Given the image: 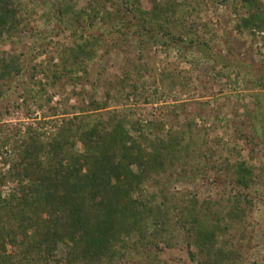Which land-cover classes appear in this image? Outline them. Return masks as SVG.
I'll use <instances>...</instances> for the list:
<instances>
[{
	"label": "trees",
	"instance_id": "1",
	"mask_svg": "<svg viewBox=\"0 0 264 264\" xmlns=\"http://www.w3.org/2000/svg\"><path fill=\"white\" fill-rule=\"evenodd\" d=\"M206 1L234 8L237 33H264L260 0H237V6ZM196 2L91 0L77 11L73 0H59L43 17L69 23L71 44L47 41L40 54L47 62L32 67L23 54L13 53L15 46L0 55V96L5 84L27 76L42 98L65 80L89 78L90 63L130 38L139 48L134 64L126 56L122 76L108 81L106 102L90 97L80 116L54 124L50 135L32 126L15 135L12 166L0 177V187L7 181L16 186L7 198L0 192V264H177L169 258L176 251L191 264H263L251 263L248 256L256 246L251 215L264 203V167L230 159L214 162L212 143L195 120L186 117L165 130L170 107L160 108L153 122L109 110V101L123 95L152 103L145 93L158 83L168 89L189 87L191 76L178 65L157 66L153 45L176 48L184 60L192 50L205 57L216 54L218 36L206 19L208 7ZM38 18L24 0H0V39L36 33ZM158 92L157 101L165 96ZM50 113L56 116L57 110ZM256 137L245 134L240 140L257 145ZM177 172L211 181L215 194L170 192L163 181ZM144 185L159 190V203Z\"/></svg>",
	"mask_w": 264,
	"mask_h": 264
},
{
	"label": "rangeland",
	"instance_id": "2",
	"mask_svg": "<svg viewBox=\"0 0 264 264\" xmlns=\"http://www.w3.org/2000/svg\"><path fill=\"white\" fill-rule=\"evenodd\" d=\"M58 1L24 0L30 10L39 12V18L35 22L37 32H23L15 40L0 39V55L6 50L12 51L11 47L15 46L16 52L13 53L23 54L26 65L32 67L47 62L46 55H40L47 41L71 44L69 23L63 25L57 18H51L54 15L50 18L43 17L53 12L51 8L54 9ZM73 1L79 11L91 0ZM196 1L195 6L208 7L206 19L213 23L218 36L216 54L211 58L205 57L199 50H192L184 60L176 48L165 51L160 44L153 45L152 57L157 66L162 68L166 63L178 65L181 70L190 74L192 82L189 87L168 89L158 83L145 93L146 97L151 96L152 103L147 104L143 98L138 99L134 94L129 99L123 95L120 101H109V110L137 113L144 122H153L160 108L170 107L171 113L164 116L165 130H170L177 120H184L186 117L195 120L212 143L214 162L222 163L230 159L232 162L246 161L253 166L264 167V33H258L255 37L237 33V17L233 7L221 4L213 7L206 0ZM227 1L233 6L238 5L237 0ZM260 1L264 4V0ZM107 7L111 10L112 4L108 2ZM98 25L103 27L100 23ZM126 56L129 57L127 62L130 65L139 56L138 41L134 37L122 47L111 51L103 60L97 59L90 63L89 78H83L77 83L65 80L56 89H47L48 94L42 98L37 96L39 88L30 84L27 76L5 84L3 95L0 96V177L7 176L12 166L13 139L18 132L24 134L27 127L32 126L50 135L55 130L54 124L61 125L64 118L80 116V109L88 107L90 97L106 102L107 83L115 76H122ZM56 61L58 62L57 59ZM38 80L45 82L42 75L38 76ZM94 85L96 86L93 87ZM157 88L159 96L160 93H165L159 101L154 96ZM131 92L129 88L126 94L129 96ZM49 97H52L50 102ZM183 105L189 106L188 111L180 110L176 113L173 110L174 107ZM50 109L57 110L56 116L50 113ZM175 128L178 129L177 126ZM245 134L256 135L255 143L258 146L254 143L247 145L244 140H240ZM218 141L222 143L218 145ZM233 148L237 151L234 152ZM77 149L81 150V145ZM174 175V178L163 181L170 192L192 191L203 197L216 192L209 180L192 178L191 175H182L180 172ZM15 187L14 182L7 181L0 187L2 197H9ZM144 189L147 195L155 194L158 197L157 203L161 201L158 189L151 185H144ZM251 216L256 223V246L248 257L251 263L264 264V203L258 204ZM169 258L177 264H191L180 251L172 253Z\"/></svg>",
	"mask_w": 264,
	"mask_h": 264
}]
</instances>
